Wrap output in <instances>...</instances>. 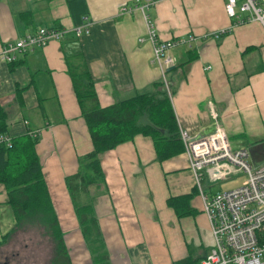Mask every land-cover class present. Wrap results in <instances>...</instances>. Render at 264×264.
Masks as SVG:
<instances>
[{"label": "crops", "instance_id": "1", "mask_svg": "<svg viewBox=\"0 0 264 264\" xmlns=\"http://www.w3.org/2000/svg\"><path fill=\"white\" fill-rule=\"evenodd\" d=\"M85 3L79 23L89 22L90 33L77 38L67 0H0V46L43 27L64 32L60 40L18 54L16 63L0 61V124L5 126L0 134L12 144L24 137L37 141L71 264H93L98 254L105 255L106 264H200L214 241L185 147L182 154L160 161L152 138L137 135L102 153L104 181L89 190L94 217L81 226L66 180L94 148L69 63L87 65L103 108L153 94L156 83L165 89L167 84L180 133L202 138L218 121L232 148L248 150L257 166L264 164V27L237 25L226 14L225 0ZM123 6L132 11L122 12ZM148 21L161 41L176 42L169 52L174 65L164 77ZM214 185L208 187L211 195ZM177 198L182 217L168 203ZM20 232L0 183V243L9 236L0 246V264L20 255L26 264H37L24 255L30 245ZM54 252L52 245L49 264Z\"/></svg>", "mask_w": 264, "mask_h": 264}, {"label": "trees", "instance_id": "2", "mask_svg": "<svg viewBox=\"0 0 264 264\" xmlns=\"http://www.w3.org/2000/svg\"><path fill=\"white\" fill-rule=\"evenodd\" d=\"M67 3L72 18L80 26L82 11L87 8L85 0H67ZM69 73L94 148L80 159L78 173L66 180L76 215L81 226L85 227L94 217L89 190L105 178L99 160L102 153L132 141L137 135L152 138L160 161L182 154L184 145L171 98L162 83L155 84L157 91L153 94L137 95L103 108L87 65L84 62L79 65L69 63ZM143 117L147 118L144 123ZM4 132L5 126L0 124V133ZM36 145V140L24 137L15 140L12 148L0 147V183L7 189L18 231L27 230V226L44 228L41 230L55 245L51 264H71L64 234L42 174ZM181 198L168 202L179 217L184 216L178 206ZM8 238L5 236L0 246ZM175 264L192 263L180 261Z\"/></svg>", "mask_w": 264, "mask_h": 264}, {"label": "built area", "instance_id": "3", "mask_svg": "<svg viewBox=\"0 0 264 264\" xmlns=\"http://www.w3.org/2000/svg\"><path fill=\"white\" fill-rule=\"evenodd\" d=\"M121 11L131 12L132 9L123 6ZM225 11L230 18L237 20V25L258 22L264 27V0H243L241 3L239 0H225ZM90 26L87 22L76 27V37L89 34ZM147 33L164 77L166 69L174 65L175 60L169 52L176 42L161 41L150 21ZM63 35L60 29L40 28L16 43L0 46V61L16 63L18 54L45 47L52 40L62 39ZM166 89L169 90L167 84ZM214 117L217 120L216 114ZM180 135L214 241L212 250L200 264H264V164L255 166L250 162L248 150L233 149L226 130L218 121L213 132L205 137L194 138L184 130ZM1 146H13L6 134H0ZM238 176L245 179L237 188L213 195L203 189L204 185L211 186Z\"/></svg>", "mask_w": 264, "mask_h": 264}, {"label": "rangeland", "instance_id": "4", "mask_svg": "<svg viewBox=\"0 0 264 264\" xmlns=\"http://www.w3.org/2000/svg\"><path fill=\"white\" fill-rule=\"evenodd\" d=\"M135 9H137L135 7ZM244 176H238L234 179H228L226 181L218 182L213 187V193H217L220 191H226L231 190L234 188L239 187L242 182L244 181ZM210 186L204 185L203 189L204 191L210 192V189L208 188ZM41 229H44L42 227H29L27 226V230L21 231L18 233V237L20 239H24L25 244L30 245L29 253L24 252V255L26 257L29 254L30 258L36 259L37 264H49L50 261V253H51V242L49 240V237L43 233ZM18 247V244L16 245ZM11 249H13V246L11 245ZM105 256V255H103ZM101 254H98L97 256H93V264H106L107 258L103 257ZM23 258L21 255L18 258H12L11 264H26L21 258ZM24 257V259L26 258ZM2 261V260H1ZM3 262H1L2 264Z\"/></svg>", "mask_w": 264, "mask_h": 264}]
</instances>
